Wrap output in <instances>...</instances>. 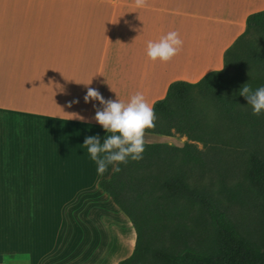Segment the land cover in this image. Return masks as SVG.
I'll return each mask as SVG.
<instances>
[{"label": "crops", "instance_id": "obj_1", "mask_svg": "<svg viewBox=\"0 0 264 264\" xmlns=\"http://www.w3.org/2000/svg\"><path fill=\"white\" fill-rule=\"evenodd\" d=\"M147 4L80 0L44 8L39 21L28 17L22 25L20 53L0 80V256L28 254L27 264H118L129 257L135 230L98 187L113 166L98 174L83 146L88 136L103 143L111 135L94 119L99 101L85 103L87 90L124 103L139 92L153 106L172 82L195 83L220 70L246 18L264 10V0ZM171 31L183 42L178 54L166 63L150 60L148 41ZM156 135L145 133V143Z\"/></svg>", "mask_w": 264, "mask_h": 264}, {"label": "trees", "instance_id": "obj_2", "mask_svg": "<svg viewBox=\"0 0 264 264\" xmlns=\"http://www.w3.org/2000/svg\"><path fill=\"white\" fill-rule=\"evenodd\" d=\"M245 83L264 86V10L246 18L220 70L195 83L174 81L154 102L155 127L145 133L185 136L184 143H145L140 161L129 159L98 182L136 233L131 255L118 264H264V228L250 236L224 205L240 189L221 174L212 180L223 152H247L245 175L264 220V114L253 115L239 95ZM196 227L212 231L209 249L192 245Z\"/></svg>", "mask_w": 264, "mask_h": 264}, {"label": "clouds", "instance_id": "obj_3", "mask_svg": "<svg viewBox=\"0 0 264 264\" xmlns=\"http://www.w3.org/2000/svg\"><path fill=\"white\" fill-rule=\"evenodd\" d=\"M137 8L148 6L147 0H135ZM182 40L176 31H171L161 37L158 42L148 41L147 56L150 60L168 62L176 56L182 47ZM239 95L243 96L247 104L252 106L253 115L264 114V86L256 89L245 83L242 85ZM85 103L89 100L99 101L103 109H97L95 121L102 126L107 133L103 143L97 135L88 136L84 145L90 154V158L96 164V171L102 175L112 165L113 172L119 173L120 165L131 161H140L145 151V130L155 127L156 115L153 107L148 103L142 93H136L128 103L121 101H105L96 90L89 88L84 97ZM73 101L72 103H77ZM95 108L96 105H93ZM103 154V155H101ZM29 255L23 258L9 257L7 254L0 256V264H27Z\"/></svg>", "mask_w": 264, "mask_h": 264}, {"label": "rangeland", "instance_id": "obj_4", "mask_svg": "<svg viewBox=\"0 0 264 264\" xmlns=\"http://www.w3.org/2000/svg\"><path fill=\"white\" fill-rule=\"evenodd\" d=\"M79 1L0 0V80L4 75V69L13 65L11 59H15L16 55L20 53V34L25 33L22 25L28 21V17L30 21H33V19L39 21L40 16L42 17V14L39 13L42 9H58L64 7L66 3L78 4ZM155 137L158 138L153 143H172V145H182L186 140L185 136H172L175 137L172 140L164 136L156 135ZM261 152L264 154V143H262ZM219 155H221V152ZM245 155L247 156V152L242 154L231 151L223 152L221 155L222 163L212 173V180L217 184L218 175L221 174L228 187L232 190L240 189L230 200L224 199V205L229 216L241 230L252 237H257L263 232L264 220L259 213L255 194L253 190H249V183L245 175ZM214 188H218V186ZM196 229L195 237L191 239L192 245L209 249V246L213 243L212 231L205 227L203 233H199V227H196Z\"/></svg>", "mask_w": 264, "mask_h": 264}]
</instances>
